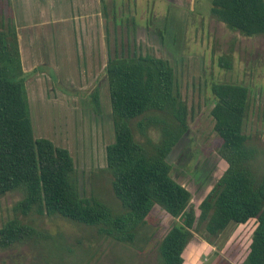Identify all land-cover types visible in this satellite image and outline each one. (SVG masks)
<instances>
[{
    "label": "rangeland",
    "instance_id": "1",
    "mask_svg": "<svg viewBox=\"0 0 264 264\" xmlns=\"http://www.w3.org/2000/svg\"><path fill=\"white\" fill-rule=\"evenodd\" d=\"M180 1L179 7L187 4L188 8L191 4L193 12L187 14L177 7L163 16L167 5L164 0H79L82 10L80 8L79 11L75 4L72 8L69 5L68 22L58 25L52 33V69L39 65L31 70V61H38L42 44L37 36L22 29L24 25H38L40 10V15L43 10L51 14L52 0H0V30L4 31L8 44L13 43V33L16 34L20 58H25L23 62L21 59L20 68L15 67L13 59L5 61L6 75L22 83L34 136L48 138L54 144L66 147L74 160L80 195L102 200L115 212H120L123 207L112 192L111 176L106 169L105 147L113 141L107 79L100 87H93L92 81L105 76L103 63H106L107 56L106 44L105 48L103 46L104 34H109L113 55V39L121 36L125 42L126 36L123 28L115 24L128 15L141 23L148 19L149 26L162 28L163 31L162 39L155 36L153 30L140 33V47L136 52L166 59L173 67L176 91L188 111V131L179 144L172 147L167 160L170 165L173 164L170 176L191 192L190 204L194 207L199 205L226 167L218 152L221 138L214 130V119L210 114L214 104L210 91L213 83L230 82L249 88L244 132L258 149L257 166L263 163L264 34L245 36L227 28L210 14L211 0ZM114 5L119 7V16ZM114 7L117 13L113 12ZM80 12L82 16H88L86 27L78 23L76 15ZM114 13L118 16L115 24ZM50 14L47 13L45 19H49ZM59 16L54 12L52 20ZM138 27L141 28V25ZM131 36L129 48L134 45ZM86 38L90 39L92 50L89 53H95V47L99 44L102 46L97 48L101 52L100 59L99 55L95 58L98 64L96 69L100 66V70L90 79L86 77H90L92 71L88 67L84 69ZM220 56L231 59V68L218 65ZM60 65H65L76 80L66 84L60 82L61 75L65 74L60 70ZM38 70H43V75H47L46 81L38 78ZM94 90L98 94V107L91 98ZM149 115L160 121L171 118L166 111ZM137 120L139 118L131 120L130 124L135 137L143 141L145 137L137 129ZM147 136L155 143L157 128L148 129ZM191 152L192 156L189 157ZM22 196V191L14 190L0 197V227L8 219L17 218L57 237L62 236L71 245L82 244L85 249L77 248L73 254L76 259L82 260V264H157L158 243L168 228L177 222V218L154 206L145 223L139 227L133 244L117 242L98 236L92 227L61 216L38 214L36 211L23 214L15 206ZM255 224L254 219L243 224L230 223L216 236L206 234L203 224L200 225L198 230L192 231L183 250L182 264H240L248 252ZM77 241L81 244H77ZM32 254L27 244L0 248V264H32L35 259Z\"/></svg>",
    "mask_w": 264,
    "mask_h": 264
},
{
    "label": "trees",
    "instance_id": "2",
    "mask_svg": "<svg viewBox=\"0 0 264 264\" xmlns=\"http://www.w3.org/2000/svg\"><path fill=\"white\" fill-rule=\"evenodd\" d=\"M210 14L242 35L264 34V0H211ZM13 35V43L8 44L0 30V197L22 191L15 206L23 214L36 211L61 216L94 228L98 236L130 244L152 208L158 206L177 222L158 243L157 264H182L192 231L202 224L206 234L216 236L230 223L254 219L248 252L240 264H264V148L258 167V149L244 132L247 86L216 82L210 87L214 97L210 114L221 138L218 152L227 166L215 187L194 207L190 192L170 176L167 160L188 130V111L176 91L173 67L166 59L138 52L110 56L105 75L113 141L105 147V160L112 192L123 207L115 212L102 200L80 195L74 160L66 147L34 136L22 83L6 75L5 61L13 59L15 67H21ZM218 65L229 69L231 59L220 56ZM91 98L98 107L96 90ZM158 111L170 113L171 118L160 121L149 115ZM136 118L143 141L135 137L130 124ZM151 127L158 130L155 143L147 136ZM23 244L31 248L32 264H82L73 256L75 249H85L81 242L74 246L28 222L8 219L0 227V248Z\"/></svg>",
    "mask_w": 264,
    "mask_h": 264
},
{
    "label": "crops",
    "instance_id": "3",
    "mask_svg": "<svg viewBox=\"0 0 264 264\" xmlns=\"http://www.w3.org/2000/svg\"><path fill=\"white\" fill-rule=\"evenodd\" d=\"M79 0H75L72 1V0H52V6L50 7V9H52V13L50 14L49 12L50 11H46V10H43V14L40 15V11H39V14L38 16L39 17V22H38V25L37 23H33L29 26L27 25H24L22 29V31H26L28 34L29 33H32L34 34V36H37L38 39L40 40L42 46L40 48V51L38 53V61L36 62H32L31 61V70H35V68L39 65H43V66H47L48 68L52 69V33L54 31H56L57 29V26L58 25H62L65 23L68 22L67 20V9H68V6L70 5V7L72 8V5H76L77 6V9L79 10L81 8L82 10V6L80 5V2H78ZM80 11V10H79ZM55 13H59L60 16L58 18H53L52 20V14ZM50 14L51 17L49 19H45V15ZM62 16H64V20H62ZM77 18H78V23H82L85 27L87 23H89V19H88V16H85L83 15L82 16V12L80 13H77ZM85 19V20H84ZM86 21H88L86 23ZM18 38H19V35H18ZM87 39V42H86V45H85V59H86V64L84 63V69L87 70V67L89 68V70H91L93 74H90L91 76L90 77H86L87 79H90L93 77V75L95 73H97L98 70H100V66L98 69H96L98 67V64L95 62V58L99 55V59H100V56H101V52L97 51V48H101V44H97L98 46L95 47V53H93V51L91 53H89V51H91L92 49L90 48V44H89V38H86ZM95 46V44H94ZM103 46H104V42H103ZM89 47V48H88ZM99 50V49H98ZM34 52H32V56ZM20 54V52H19ZM30 57V56H29ZM23 58L24 56L20 58V64L22 65L21 63V59H22V62H23ZM25 59V58H24ZM102 60V59H101ZM101 60H100V64H101ZM25 63L23 64V68L24 67ZM103 66H105V63H103ZM27 70V69H25ZM60 70L62 72H65L64 75H61V80L60 82L62 81V83L66 84L68 81H72V80H76V78H74L70 73H68V71L66 70L65 68V65H60ZM39 72L36 74L38 76V78H42L43 80H47V75H43L44 74V71L42 70H38ZM37 76H35L37 78ZM79 81H82V80H79ZM89 81V80H88Z\"/></svg>",
    "mask_w": 264,
    "mask_h": 264
},
{
    "label": "flooded vegetation",
    "instance_id": "4",
    "mask_svg": "<svg viewBox=\"0 0 264 264\" xmlns=\"http://www.w3.org/2000/svg\"><path fill=\"white\" fill-rule=\"evenodd\" d=\"M164 2L167 4L166 5V8H165V11L163 10V13L162 14L163 16H165V14H169V11L172 9V8H177L179 7V5L181 4V1L180 0H170V1H167V0H164ZM115 6V5H114ZM187 4L182 7H179L178 9L181 10V11H185L187 14H191L193 11H191V4H189V7L187 8ZM118 10V13L116 12V9ZM114 7V10L113 12L117 13V15L119 16L120 13H119V7L118 6H115ZM105 8V7H104ZM113 15V23L115 24V20L118 19V16L117 15ZM103 16H105V13H104V10L102 12ZM105 20V19H104ZM88 21H86L87 23ZM118 28L122 27L124 31H122L123 33H125V42L123 41L122 37H118L114 40V45H113V55H111V47H110V40H109V34L107 33L106 35L104 34V37H105V41L104 42V48H105V44H106V50H105V55L107 56V59L110 57V56H127V54L129 53H134L136 52V49H139L140 45H139V35L140 33H144L146 34L145 32L149 29V30H153L154 31V35L155 36H159L161 39L163 37V31H162V28H157V27H151L149 26V21L148 19H144L143 20V23L141 22H137L134 20V17L131 16V18L129 17V15L126 17V18H123L120 20L119 23H116L115 24ZM138 25H141V28L138 27ZM140 29H142L143 31H140ZM133 35V36H131ZM131 36L132 40L134 39V45H132L131 48H129V37ZM106 63H107V60H106ZM106 63H105V66H106ZM105 66H104V72H105ZM106 79V75L104 77H101L100 79H98L97 81H92V83L94 82L93 84V87L97 86V87H100L102 82ZM88 84H89V81H88ZM188 131V130H187ZM187 133V132H186ZM185 133V134H186ZM184 134V135H185ZM184 135L182 137H184ZM181 137V138H182ZM181 138L177 141V143L174 145V146H177L179 144V142L181 141ZM173 149V148H172ZM170 150V152L168 153V155L173 151V150ZM188 150H190V148H188ZM167 155V156H168ZM192 156V152L191 154H189V157ZM220 156V155H219ZM221 157V156H220ZM222 159V158H221ZM223 160V159H222ZM224 161V160H223ZM225 162V161H224ZM226 163V162H225ZM173 165V164H171ZM227 166V164H226ZM172 167V166H171ZM226 169V167H225ZM224 169V171H225ZM223 171V172H224ZM223 174V173H222ZM222 174L220 175V177L222 176ZM220 177L215 181V183L212 185V187L214 188L215 185L218 183ZM212 188V189H213ZM211 189V190H212ZM190 192V191H189ZM191 194V192H190ZM204 199V198H203ZM202 199V200H203ZM201 200V201H202Z\"/></svg>",
    "mask_w": 264,
    "mask_h": 264
},
{
    "label": "water",
    "instance_id": "5",
    "mask_svg": "<svg viewBox=\"0 0 264 264\" xmlns=\"http://www.w3.org/2000/svg\"><path fill=\"white\" fill-rule=\"evenodd\" d=\"M167 1H170V0H167ZM187 189V188H186ZM188 190V189H187ZM189 191V190H188Z\"/></svg>",
    "mask_w": 264,
    "mask_h": 264
}]
</instances>
